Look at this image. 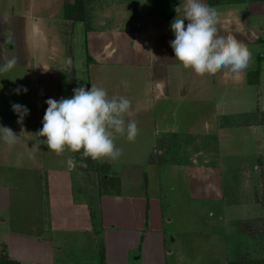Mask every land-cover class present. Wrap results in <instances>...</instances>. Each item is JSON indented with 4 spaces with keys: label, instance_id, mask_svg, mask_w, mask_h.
Masks as SVG:
<instances>
[{
    "label": "rangeland",
    "instance_id": "1",
    "mask_svg": "<svg viewBox=\"0 0 264 264\" xmlns=\"http://www.w3.org/2000/svg\"><path fill=\"white\" fill-rule=\"evenodd\" d=\"M159 7L164 12L169 10L164 8V4H160ZM118 13L123 16H118ZM114 14L117 16L112 19L120 25L136 20V12L133 9L131 11L124 4L115 5ZM10 28L7 30L10 31ZM8 40L7 43L11 44L12 39ZM50 40L36 42V47L31 46L28 53L33 57L27 65H14L12 69L0 72V115H4L5 118L0 124L9 127L18 138L27 131L36 134L42 127L36 108L37 93L29 75L43 65L60 68L62 73L67 67H63V64L64 62L67 64L68 59H63L61 54L65 49L64 40L62 44L60 40L57 43ZM52 44L57 48L53 52L50 51ZM71 45L73 56L77 57L75 61L78 69H75L76 74L70 76V91L67 89L68 81L64 73L62 74V91L59 97H70L73 89L80 85L90 88L92 79L95 82L93 84L103 87L109 97L114 95L113 90H117L119 95L130 98L132 116H136L135 114L140 111L137 108L140 101L147 98L144 95L139 96L140 87L142 86L143 91L144 85L148 84L144 69L137 70L134 66L130 69L127 65L122 67L121 64H112L109 67L89 66L88 70V64L84 62L86 57L84 41H81L78 33L74 35ZM51 54L56 55L57 58L51 60ZM85 68L92 73L90 82L86 79ZM103 68L105 70H102ZM221 70L230 71L228 68H219L215 73L197 75L190 68L185 69L180 64L178 67L174 66L169 75L170 87L171 90H179L182 94L173 95L170 99H174V102L166 101L161 105L155 103L154 106L157 107L150 106L147 110V122L142 116L136 119L131 117L136 121L138 130L141 127L143 134L141 139L129 141L126 136L119 134L114 138V143L120 148L121 154L117 157L118 162L113 166L116 177L105 184L106 189L119 190L120 179L123 184L122 195H126L128 202L129 198H137L148 203L147 224L159 225L164 218L165 231L175 238L174 246H166L167 252L170 248L174 250L168 257V264L184 261L185 246H191L189 241L182 246L184 232L206 233L212 230H222L227 233L229 264H264V218H261V221L256 219L264 217V100L257 101L259 89H252L257 84L259 76L255 71L248 73L244 88L240 92L231 88L225 89L224 92L221 90V85L225 84L227 76H222ZM94 74L99 75L100 78L95 80ZM19 85H23L28 91L16 94L13 90ZM260 93H264V90L261 89ZM13 102L25 105L29 109L22 123H17V115L11 109ZM31 147L20 146V143L16 144V142L12 145L0 142V185L15 188L14 199L17 198L15 201L12 200L11 212L8 213V202L6 199L2 201V194L5 195L6 191L3 193L0 190V256L5 254L9 257L5 246L9 241L11 222L28 221V224L37 226L46 222L49 225L50 218L56 221L58 215L60 222L66 223L64 214L67 211H74L76 216L71 218L78 220L79 206L81 201H84L82 200L84 193L81 189L85 192L91 189L90 184L84 186L82 176H79L83 173L76 171L72 177V199L68 201L70 197L68 189L65 197L61 198L60 194L59 197H55L56 192L51 190V182L48 184L46 182L47 167L52 160L60 162L70 155L64 152L46 153L45 147L43 149L45 156L36 153V149L33 154L34 149ZM78 159L82 166L96 170L102 184L104 179L107 180L105 175L109 170L96 161L99 162L101 158L93 160L80 155ZM29 164L45 167L42 171L43 186L36 196V201H33L36 184L33 182L30 185L24 182H20L22 185L19 186L17 184L19 167L32 166ZM194 166L215 169L212 175L220 181L223 200L208 201L203 197L195 196L198 194H193L194 186L191 180L189 181V168ZM104 197L95 201L98 202L99 208H94L96 214L95 212L93 214L94 220L100 223V227H106L110 223L106 221L108 209L110 215L124 211L122 206L110 207L109 202L106 207ZM27 201L30 205H35V210L27 208ZM36 204L40 205L41 209L36 208ZM220 217L223 221L219 220ZM167 219L172 221L168 223ZM256 223H261L253 229L257 233L252 232L253 230L249 232ZM13 228L15 229L14 226ZM244 229L248 233L243 232ZM254 233L260 237L253 236ZM10 241L13 245V241L11 239ZM196 242L197 247L195 249L190 247V250H195L194 257L199 259L196 261H205L203 255L207 254L208 250L207 246H204L205 240H196ZM102 243V237L95 241L88 233H59L55 241L53 262L54 264H103ZM58 244L59 246L62 244L61 251L57 249ZM244 250L247 252L245 256H241ZM248 254H252L254 258L252 255L247 257ZM199 255L202 257L199 258Z\"/></svg>",
    "mask_w": 264,
    "mask_h": 264
},
{
    "label": "crops",
    "instance_id": "2",
    "mask_svg": "<svg viewBox=\"0 0 264 264\" xmlns=\"http://www.w3.org/2000/svg\"><path fill=\"white\" fill-rule=\"evenodd\" d=\"M205 2L209 6L215 7L219 12L218 32L221 34L232 33L250 51V59L246 68L237 72L231 70L220 71L222 76H227L225 84L221 85V90L231 88L240 92L244 88L243 85L248 73L255 71L259 77L257 84L252 89H259L257 101L264 100V93H260L261 89L264 90V0H205ZM96 3L98 4L95 5ZM109 3L113 5L109 6ZM122 4L128 6L131 11L133 9L136 12V20L134 19V21L122 25L115 23L112 19L115 15L117 16V14H114L115 5L120 6ZM160 4H164V8L169 10L164 12L159 7ZM179 4L180 0H147V3L143 4L140 0H0V63H4L8 58L15 57V65H27L33 57L28 51L32 45L36 47V42H47L50 38H53L50 41L56 43L61 41L62 44V40H64L65 49L63 50L64 53L61 54L62 58H66L68 61L67 64L64 62V66L62 64L61 66H67L63 69V73L68 81L67 89L70 91V76L75 73V69H78L75 61L77 57L73 56L71 42L74 35L78 33L81 41H84L86 56L84 62L88 64V70L89 66L109 67L112 64H121L122 67L127 65L130 69L133 66L137 70L144 69L146 83L148 84L144 85L145 89L143 91L142 86L140 87L139 96L144 95L147 98L140 101L139 107H137L140 111L132 117L136 119L142 116V118L145 117L147 122V110L150 106L157 107L154 106L155 103L161 105L166 101L174 102V99L171 100L170 98L177 93L182 94L179 90H171L169 78L171 69L174 66H179V62L175 60L174 52L169 44V41L174 39L170 22L177 15L175 8ZM118 16L121 17L123 14L118 13ZM78 25H80L79 28ZM9 27H11L10 31L7 30ZM8 39H12L11 44L7 43ZM41 47L39 46V48ZM56 49L52 44V50L50 51L53 52ZM52 58H57V56L51 54L50 59L52 60ZM87 68L84 69V73L86 79L90 82L92 73H89L90 71L88 72ZM63 73L60 68L56 69L43 65L29 75L30 80L34 82V90L37 93L36 108L41 125L47 107L46 99H60ZM94 78L96 80L100 76L94 74ZM88 83L87 85L90 84ZM93 83L95 82L91 79V84ZM113 91L115 96H121L118 94L119 91ZM234 102L236 101L234 100ZM3 116L0 115V121L5 119ZM161 122L163 121L161 120ZM139 128L135 137L137 140L141 139L143 135L141 127ZM38 132L36 134L31 131L24 132L19 136L16 144L32 146L31 149H34L33 154H35V149L36 153L43 156L46 153L52 154L55 152L48 149L45 138L40 136ZM115 146L118 147L116 143ZM44 147L47 148L46 153L43 150ZM63 152L66 155L69 154L73 159V166L69 167L66 163L68 157L60 162L52 160L47 167V173H45L47 176L46 182L47 184L51 182V190L56 192L55 197H59V194L61 198L65 197L68 189L70 193L69 201L72 199L73 173L76 171L83 173L79 176H82L84 186L90 184L91 189L87 192L81 189V192L84 193L82 199L84 201L79 202L81 206H79L78 220L71 218V216H76L74 211H67L64 214L67 219L66 223H61L58 215H56V221L50 218L49 225L44 222L41 226L28 224V221L15 222V220H12L11 232L8 234L9 241L5 246L9 257L27 264H54L55 241H57L59 233L73 234L76 232L88 233L95 241L102 237V246H104L103 264H168V257L173 254L174 250L170 248L167 252L166 246H174L175 238L165 231L164 218L159 225L155 223L153 225L147 224L148 203L137 198H129L130 201L128 202L126 195H122L123 184L120 179L119 190L106 189L105 184L116 177L113 166L118 162V159L103 157L99 159V162L96 160L98 164L109 170L105 175L107 180L104 179L102 184L96 170L81 165L76 152L67 149ZM44 168L34 164L19 167L18 186L22 185L20 182L29 185L33 182L37 185V189L33 193V201H36V196L41 192V186H43L42 171ZM212 171H215V169L195 166L189 168V181L191 180V184L194 186L192 187L193 194H198L195 196L203 197L208 201H221L223 200L221 184L218 179L213 178ZM65 184L67 185L65 186ZM197 186H199L198 189ZM0 190L3 193L6 191L5 195L2 194V201L6 199L8 213H10L12 200L17 199H14L13 192L15 188L0 185ZM212 194L215 195L212 196ZM102 196H105L104 205L106 207L109 202L110 207L120 208L122 206L124 208L123 212L112 213L111 215L108 209L106 221L110 223L106 227H100V223L95 221L93 217L94 212L96 214L94 208L96 209L99 205L95 201L101 199ZM28 204L27 208H31L32 211L35 210V205ZM37 207L41 209V206L36 204ZM261 218L264 217L256 219L261 221ZM11 219H13L12 215ZM219 220L223 221L221 217ZM171 221L172 219L166 220L168 223ZM260 224L256 223L253 228H250L249 232L256 229ZM241 226H243V223ZM242 231L247 232L246 229ZM252 232L256 231L253 230ZM256 233L253 236L259 238L260 236L255 235ZM226 235L227 233L222 230H212L206 233L184 232L182 235L184 244L182 246H185L188 241L191 246H185L184 261H176L173 264H229ZM10 239L13 241V245ZM201 239L205 240L204 246H207L208 250L207 254L203 255L206 260H200L202 262H199L196 261L199 259L194 257L196 256L195 250H190V247L195 249L197 247L196 240ZM19 243L22 246H19ZM61 245L58 244L57 249L59 251L62 250ZM246 252V250L242 251L241 256H245ZM248 255L247 257H250L252 254ZM201 257L202 255H199V258Z\"/></svg>",
    "mask_w": 264,
    "mask_h": 264
},
{
    "label": "clouds",
    "instance_id": "3",
    "mask_svg": "<svg viewBox=\"0 0 264 264\" xmlns=\"http://www.w3.org/2000/svg\"><path fill=\"white\" fill-rule=\"evenodd\" d=\"M175 11L177 15L170 22L174 39L169 44L180 66L197 75L215 73L219 68L237 72L247 67L248 47L232 33L218 32L220 16L215 7L205 0H180ZM15 64V57L6 59L0 64V72L12 69ZM13 91L20 94L28 90L19 85ZM45 103L38 133L45 138L48 149L57 154L67 149L93 160L115 159L121 154L115 146V136L124 135L132 141L138 133L137 123L131 118V101L125 96L109 97L103 87L80 85L70 97L48 98ZM11 109L17 115V123H22L29 113L27 106L15 102L11 103ZM17 139L9 127L0 124V142L12 145ZM66 163L72 167L74 161L68 157Z\"/></svg>",
    "mask_w": 264,
    "mask_h": 264
},
{
    "label": "trees",
    "instance_id": "4",
    "mask_svg": "<svg viewBox=\"0 0 264 264\" xmlns=\"http://www.w3.org/2000/svg\"><path fill=\"white\" fill-rule=\"evenodd\" d=\"M76 153L78 154V156L81 155L79 152H76ZM0 264H22V263L19 261L13 260L9 258L7 255L3 254L2 256H0Z\"/></svg>",
    "mask_w": 264,
    "mask_h": 264
}]
</instances>
